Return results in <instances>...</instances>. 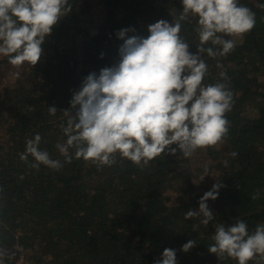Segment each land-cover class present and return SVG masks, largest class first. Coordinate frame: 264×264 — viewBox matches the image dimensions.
I'll return each mask as SVG.
<instances>
[{"label": "trees", "instance_id": "16d2710c", "mask_svg": "<svg viewBox=\"0 0 264 264\" xmlns=\"http://www.w3.org/2000/svg\"><path fill=\"white\" fill-rule=\"evenodd\" d=\"M101 3L106 14L89 32L82 18ZM238 3L255 13L254 28L238 36L218 34L234 41L226 55L202 54L208 65L203 85L225 83L233 94L227 135L188 158L166 149L138 166L117 153L115 164L98 167L75 158L74 149L72 161L64 163L56 148L67 139L63 112L90 73L119 62L121 29L147 37L148 25L174 24L183 5L182 0H69L72 10L46 37L38 63L19 66V78L13 75L10 85L0 80V247L15 253L5 264H156L166 248L176 251L177 264H237L208 247L218 224L243 221L250 234L264 224V8L258 7L264 0ZM180 23L179 35L196 54L198 18L189 14ZM15 69L0 56V77ZM49 107L57 113L49 114ZM37 133L40 149L63 163L59 171L30 167L35 163L30 155L20 159ZM216 182L224 186L217 199L207 201L214 219L207 225L202 214L185 219L187 211L199 210ZM189 240L194 247L181 251ZM249 264L264 260L257 256Z\"/></svg>", "mask_w": 264, "mask_h": 264}, {"label": "clouds", "instance_id": "9594fccd", "mask_svg": "<svg viewBox=\"0 0 264 264\" xmlns=\"http://www.w3.org/2000/svg\"><path fill=\"white\" fill-rule=\"evenodd\" d=\"M182 5V14L174 24L165 20L150 24L147 37L129 36L134 29L117 33L123 41L119 62L101 69L98 75L90 73L73 93L70 110L63 112L68 116L66 126L61 125L67 139L56 148L64 163L72 161V149L75 158L98 167L115 164L117 153L138 166L166 149L172 155L178 150L188 158L227 135L226 113L231 110L233 94L225 83L203 85L208 65L202 54L215 58L232 51L234 41L218 34L231 37L251 31L255 13L238 0H182ZM258 7L264 8V4ZM71 10L69 0H0V56L14 67L35 66L46 37ZM189 14L198 18L200 46L196 54L179 35L180 21ZM209 42L219 47H204ZM13 75L19 78L18 72ZM221 77L226 79V74ZM48 112L55 115L57 109L49 107ZM41 139L37 133L27 140L20 159L27 161L30 155L35 161L30 167L38 170L44 165L59 171L63 163L40 149ZM223 186L216 182L200 199L199 210L187 211L185 219L202 214V224L213 220L207 201L217 199ZM257 198L258 193L253 194L252 199ZM213 240L208 251L218 258L227 255L237 264H249L257 256L264 260V224L251 234L243 221L227 227L218 224ZM194 245L195 241L189 240L181 251L188 252ZM14 255L0 247V264ZM156 264H177L176 251L166 248Z\"/></svg>", "mask_w": 264, "mask_h": 264}, {"label": "rangeland", "instance_id": "374dc122", "mask_svg": "<svg viewBox=\"0 0 264 264\" xmlns=\"http://www.w3.org/2000/svg\"><path fill=\"white\" fill-rule=\"evenodd\" d=\"M105 14H106V11H105V8L102 5V3L95 6L93 8V10L89 11L85 15V17L83 16L84 18H82V19L87 20V23L85 25V30H88L89 32L96 30V26H98L103 21ZM15 68L16 69L13 72L12 71L10 72V70H8V72L6 73L3 70L4 75L2 74V76L0 77V80L5 84L10 85L12 83V80L16 78L13 76V74L20 71V67H15ZM12 77H14V78L12 79ZM251 113H252V111H249L248 115Z\"/></svg>", "mask_w": 264, "mask_h": 264}]
</instances>
